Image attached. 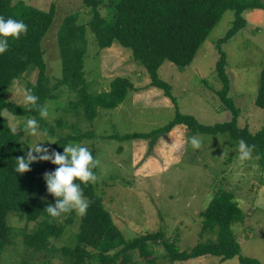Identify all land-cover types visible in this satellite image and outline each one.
<instances>
[{
  "label": "rangeland",
  "instance_id": "obj_1",
  "mask_svg": "<svg viewBox=\"0 0 264 264\" xmlns=\"http://www.w3.org/2000/svg\"><path fill=\"white\" fill-rule=\"evenodd\" d=\"M21 1L44 11L54 6L52 23L41 41L47 84L52 87L61 76L56 38L63 19L70 13H77V22L87 27L90 8L84 6L82 0ZM111 2L113 0H102L98 7L101 15L111 13ZM242 15L246 19L245 27L223 42L221 49L226 55V73L230 80L228 96L239 110L237 125L247 126L255 133L264 128V108L254 103L260 73L264 69V9H246ZM233 20L234 11H224L184 69H178L169 61H164L158 69L160 78L171 85L178 110L195 116L206 125L231 118L217 93L221 82L214 67L218 58L216 41L225 35ZM86 38L84 72L90 91L108 90L110 81L117 76L128 78L133 89L115 108L99 109V114L91 121L82 116L80 109L71 110L69 102L75 98L72 92L64 87L53 89L57 96L46 102L49 116L43 118L52 134L39 129V134L32 136L24 129L27 119L35 117H19L4 111L3 116L11 127L25 131L22 140L26 151L36 144L50 150L53 143L49 142H54L61 134L91 131L92 137L70 143L96 150V158L101 163L95 172L98 177L93 184L95 192L125 240L162 231L179 250L215 241V233H201L199 214L215 189L229 191L244 215L243 221L231 226L241 254L264 264V166L254 155L241 161L238 145H229L227 135L196 134L182 124L148 138L110 137L147 133L161 127L173 118L175 106L161 89L149 85L144 65L131 56L130 49L118 41L110 47L99 48L88 27ZM34 81L33 72L14 80L7 99L25 105L23 93L31 90ZM72 124L75 125L70 128ZM193 136L202 139L200 149L192 148L190 139ZM80 217L74 211L72 222L66 224L60 236L52 237L46 248L33 250L24 244L23 233L32 231L37 223L9 212L10 241L0 254V264H65L61 248L74 245ZM149 248L157 264H240L237 256L223 261L211 255L170 261L160 242L151 243ZM130 258V264H146L136 250L130 252ZM90 264L100 263L93 260Z\"/></svg>",
  "mask_w": 264,
  "mask_h": 264
},
{
  "label": "trees",
  "instance_id": "obj_2",
  "mask_svg": "<svg viewBox=\"0 0 264 264\" xmlns=\"http://www.w3.org/2000/svg\"><path fill=\"white\" fill-rule=\"evenodd\" d=\"M13 1L0 0V15L22 20L27 24L28 32L19 39L9 37L8 50L0 54V254L10 241L11 228L7 223L9 212H14L28 222L37 223L32 231L23 233L24 244L33 250L46 248L50 239L60 236L66 224H70L74 217V211L54 218L44 210L48 204L54 205L56 202V198L47 192L44 179V174L55 171L56 165L50 161H37L29 166L31 171L24 174L14 170L15 158L26 156L28 152L22 140L25 131L16 130L13 133L3 116L4 111L19 117L33 116L39 122V129L48 130L52 134V129L46 128L47 124L36 108L17 105L7 99L6 94L14 80L33 72L35 81L31 92L39 97L38 103L41 105L56 98L53 89L66 88L75 97L69 102L71 110L80 109L82 116L90 121L97 117L99 109L118 106L133 89L128 78L117 76L110 81L108 90L96 93L90 91L84 72L87 27L99 48L110 47L114 41H118L123 47L130 49L131 56L144 65L149 85L161 89L175 106L173 118L161 127L147 133L134 132L122 136L113 134L110 137L148 138L160 132H169L176 125L182 124L196 134L227 135V142L231 146L238 145L241 139L249 145L255 144L253 155L256 158L259 156L257 160L264 166V128L251 133L247 126L237 125L239 110L228 96L230 80L226 73V55L221 49L223 42L245 27L243 11L264 9L262 0H113L108 16L101 15L98 10L102 0H82L83 5L90 8V20L86 27L77 22V13L64 17L56 38L61 76L52 87L47 84L41 41L52 23L54 6L51 5L48 11H44L21 0L15 3ZM228 9L234 11V20L225 35L216 41L218 58L214 69L221 82L217 93L225 108L230 111L231 118L225 122L206 125L195 116L178 110L171 85L160 78L158 69L164 61L173 63L180 70L188 66ZM254 103L257 107L264 108V69L260 73ZM74 125L69 127L73 128ZM74 131L59 135L50 151L62 154L63 147L70 142H80L83 138L92 137L91 131ZM90 150L96 158V150ZM82 187L85 197L90 201V207L86 215L80 217L74 245L61 248L65 264H90L93 260L100 264H130L132 250H136L146 264H157L154 252L149 248L151 243L157 242L161 243L165 256L170 261L181 262L211 255L220 257L221 261L237 256L240 264H262L256 258L241 254L240 244L231 226L243 221L244 215L233 194L222 188L214 190L206 207L199 214L202 217L201 233H215L217 239L209 243H198L189 250H179L173 241L165 238L162 231L148 232L125 240L111 214L104 208L94 185L89 183ZM64 215L67 216L63 218ZM61 218L64 223L60 221ZM116 248L113 254L109 253ZM92 249L96 251L93 252Z\"/></svg>",
  "mask_w": 264,
  "mask_h": 264
},
{
  "label": "clouds",
  "instance_id": "obj_3",
  "mask_svg": "<svg viewBox=\"0 0 264 264\" xmlns=\"http://www.w3.org/2000/svg\"><path fill=\"white\" fill-rule=\"evenodd\" d=\"M28 26L22 20L11 17L5 18L0 15V54L8 50V38L19 39L21 35H26ZM39 97L25 90L23 93V103L31 105L39 112L41 118L49 116V106L38 103ZM39 122L35 118H29L26 121L25 131L32 136L39 134ZM11 131L16 132V128L12 127ZM55 144V142H49ZM193 149L202 147V139L193 136L190 139ZM256 145H249L245 140L241 139L238 143L239 159L241 161L252 158ZM259 156H257V159ZM15 172L24 174L31 171L30 165L37 161H50L56 165L55 171L46 172L44 179L47 183V192L56 198L55 204H48L44 209L50 216L56 218L62 214L75 211L78 215H86L90 207V201L85 197L84 188L89 183L95 184L98 180L94 172L100 165V160L94 158L91 150L86 145L69 143L63 147V153L51 151L47 147H41L36 144L30 147L26 156L15 158Z\"/></svg>",
  "mask_w": 264,
  "mask_h": 264
}]
</instances>
